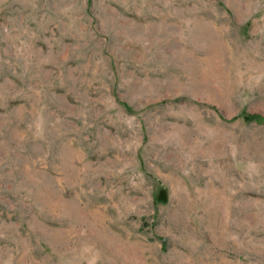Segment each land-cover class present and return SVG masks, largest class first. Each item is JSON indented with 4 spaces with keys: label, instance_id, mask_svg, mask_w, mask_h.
I'll use <instances>...</instances> for the list:
<instances>
[{
    "label": "rangeland",
    "instance_id": "1",
    "mask_svg": "<svg viewBox=\"0 0 264 264\" xmlns=\"http://www.w3.org/2000/svg\"><path fill=\"white\" fill-rule=\"evenodd\" d=\"M0 264H264V0H0Z\"/></svg>",
    "mask_w": 264,
    "mask_h": 264
}]
</instances>
